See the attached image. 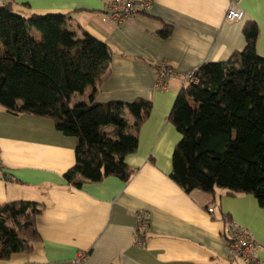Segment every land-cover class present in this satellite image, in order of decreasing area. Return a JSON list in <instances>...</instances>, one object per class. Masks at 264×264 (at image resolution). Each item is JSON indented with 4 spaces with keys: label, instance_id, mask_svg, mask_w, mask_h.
Instances as JSON below:
<instances>
[{
    "label": "crops",
    "instance_id": "obj_1",
    "mask_svg": "<svg viewBox=\"0 0 264 264\" xmlns=\"http://www.w3.org/2000/svg\"><path fill=\"white\" fill-rule=\"evenodd\" d=\"M106 1L0 0V6L10 4L25 17L68 14L77 39L85 32L110 48L94 102L152 103L137 134L138 148L125 158L134 170L130 180L109 177L84 181L79 188L63 178L75 164V139L57 131L50 119L14 115L0 106V206L14 201L41 206L35 218L38 240L28 252L0 258V264H76L80 253L85 257L79 264H243L227 260L228 222L252 234L264 262V207L253 196L230 197L222 189L186 193L170 179L181 135L168 121L182 76L241 52L246 23L256 24V51L264 58V0H239L243 17L236 22L224 18L231 0H149L146 13L122 23L108 20ZM166 26L171 34L162 39L158 33ZM162 65L175 74L157 90L156 71ZM93 90L74 94L69 105L88 103ZM125 118L133 134V118L128 113ZM143 214L146 221L140 225Z\"/></svg>",
    "mask_w": 264,
    "mask_h": 264
},
{
    "label": "trees",
    "instance_id": "obj_2",
    "mask_svg": "<svg viewBox=\"0 0 264 264\" xmlns=\"http://www.w3.org/2000/svg\"><path fill=\"white\" fill-rule=\"evenodd\" d=\"M70 21L68 14L25 17L10 4L0 6V106L14 115L50 119L57 131L75 139V164L63 175L69 185L109 177L128 182L134 170L125 158L138 148L137 134L152 103L94 102L111 51L85 32L77 39ZM171 30L166 26L158 36L168 38ZM243 35L241 52L227 62L202 64L179 90L168 115L181 135L170 179L186 193L222 189L230 197L251 195L264 207V58L256 51L254 22L245 24ZM88 87L94 88L88 103L71 107V97ZM125 113L133 118V134ZM40 213L33 202L0 206L1 259L30 250L39 238Z\"/></svg>",
    "mask_w": 264,
    "mask_h": 264
},
{
    "label": "built area",
    "instance_id": "obj_3",
    "mask_svg": "<svg viewBox=\"0 0 264 264\" xmlns=\"http://www.w3.org/2000/svg\"><path fill=\"white\" fill-rule=\"evenodd\" d=\"M239 0H231L229 7L225 12V20L228 22L240 21L243 17V12L237 6ZM150 8V1L138 0H107L104 3V12L109 21L113 23H122L130 18L146 13ZM193 72H188L182 76L183 84L192 80ZM175 72L167 65H162L156 73L155 88L164 90L169 77L174 76ZM1 174V166H0ZM208 213L212 214L213 209L208 208ZM145 215L138 218L140 225L145 223ZM224 237L226 239V256L229 262L239 260L243 264H264L259 258L261 246L256 243L252 234L244 227H241L233 222H228L225 227ZM136 244H141L136 240ZM85 255L80 253L75 259V263L79 264Z\"/></svg>",
    "mask_w": 264,
    "mask_h": 264
},
{
    "label": "rangeland",
    "instance_id": "obj_4",
    "mask_svg": "<svg viewBox=\"0 0 264 264\" xmlns=\"http://www.w3.org/2000/svg\"><path fill=\"white\" fill-rule=\"evenodd\" d=\"M74 103V102H73ZM72 105H74V104H72Z\"/></svg>",
    "mask_w": 264,
    "mask_h": 264
}]
</instances>
